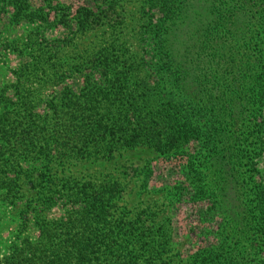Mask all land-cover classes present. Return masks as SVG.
<instances>
[{
    "label": "trees",
    "instance_id": "1",
    "mask_svg": "<svg viewBox=\"0 0 264 264\" xmlns=\"http://www.w3.org/2000/svg\"><path fill=\"white\" fill-rule=\"evenodd\" d=\"M157 1H160L162 16L155 26L151 58L148 53L144 57L157 69H148L143 80L127 59H120L122 56L115 45L106 52L97 53L87 63L79 61L61 71L58 52L50 47L57 40L46 38L42 42H46L48 50L21 64L16 70L19 74L17 83L13 85L16 89L42 76L45 82L57 86L52 98L44 103L43 111L35 110V102L28 99L31 95L14 99L5 86H0V191L7 198L20 199L22 196L23 186L17 168L24 161L31 166L42 162L45 170L54 163L67 165L84 159L110 160L117 152L140 145L169 149L177 140L175 134L182 132L192 133L198 143L206 142L210 150L217 142L223 143L222 133L212 131L216 128L215 122L190 127L189 118L183 119L180 115L182 100L198 102L192 112L201 117V102L206 100L203 80L210 68H219L221 61L229 67L240 64L231 56L230 50L218 51L217 43L208 37L219 31L221 19L231 24L235 20L233 30L236 34L232 39L239 45H246L248 51L254 49V53H249L250 67L257 71L264 69V44L261 45L264 40V0H211L204 11L190 0H182L177 6L174 0ZM9 2L15 10L14 18L44 12V9L33 12L27 0ZM171 2L173 5H169ZM48 4L51 9H63L64 16L65 5L59 7L50 0ZM105 16V11L95 12L79 6L74 15V32L92 29L101 24ZM65 19L60 18L58 23L68 25L69 21ZM43 20L49 21L48 18ZM67 70L70 74L82 75L85 85L80 91L70 81L63 80ZM261 75L255 79L257 84L253 89L257 99L264 96V91L257 90V87L264 89ZM147 78L148 83L145 82ZM149 80L157 85L149 87ZM155 96L159 101L154 99ZM153 102H158V109L149 111ZM237 104L244 108V103ZM242 147L241 143L235 152L229 151L232 154H224L218 162L222 164L226 158L229 162L231 158L242 164L244 158L240 154L246 152ZM44 170L40 174H44ZM197 182L191 181L192 189L198 185L197 188L203 190ZM39 183L41 197L35 202L38 208L33 209L38 218L40 212L51 208L59 199L66 204L65 214L61 218L35 222L38 224L36 237H25L14 244L7 259L10 264L176 263L168 257L171 228L165 223L158 227L146 225L147 219L142 217L146 211L139 213L137 219L115 218L119 183L106 179L100 184L77 181L73 185L66 181L59 187L50 175H43ZM251 190V210L245 213L244 227L240 222L243 232L232 236L236 244L244 238L247 247L251 248H235L223 239L219 244L208 242L194 247L187 255L186 264H264V257H258L264 249V182L252 181ZM207 212L206 224L213 218ZM208 231L201 228L199 234L208 236L212 233ZM253 248L254 252L251 251ZM254 254L256 257L252 258Z\"/></svg>",
    "mask_w": 264,
    "mask_h": 264
},
{
    "label": "rangeland",
    "instance_id": "2",
    "mask_svg": "<svg viewBox=\"0 0 264 264\" xmlns=\"http://www.w3.org/2000/svg\"><path fill=\"white\" fill-rule=\"evenodd\" d=\"M50 1L59 7H67L64 16L63 9H51L49 0H27L33 12L44 9L43 14L33 13L14 18L15 10L10 6L12 4L9 0L0 1V86H5L14 99L31 95L28 99L35 102V110L41 113L44 103L52 98L57 86L45 82L42 76L24 83L22 87H13L19 75L16 70L21 64L29 62L31 57L41 51L48 50L49 46L42 42V39L46 38L57 40L50 47L58 52V63L63 68L61 71L67 69L66 67L71 68L79 61L87 63L93 56H97V53L106 52L112 45L119 49V55L122 56L120 59H127L138 71L140 80L147 75L148 69H157L152 63L149 65L144 57L147 53L149 57L152 54L155 26L162 16L160 1ZM210 1L190 0V3L194 2L200 11H204ZM173 3L177 6L182 0H174ZM169 5H173L172 2ZM79 6L95 12L105 11L103 22L92 29L74 32V15ZM62 17L69 21L68 25L64 23L65 20L62 22L64 24L58 23ZM44 18L49 21L46 22ZM224 21L225 19H221L219 31L208 37L210 41L212 39L213 43H217L218 51L230 50L231 56L240 64L229 67L221 61L219 68H210L203 80V95L206 100L201 102V117L192 112V108L198 103L193 102L194 100H182L180 113L183 119L186 116L189 118V125L193 128L197 124L208 126L211 121L215 122L216 128L212 131L222 133L223 143L217 142L210 150L206 142L201 145L192 133L182 132L175 134L177 140L169 149L140 145L117 152L118 154L110 160L84 159L67 165L54 163L45 170L42 162L32 163L31 166L24 161L21 167L17 168L23 186L20 199L12 196L7 198L0 191V264H10L7 259L18 240L36 237L38 224L35 225V222L61 218L65 214L66 204L61 199L51 208L40 212L39 218L33 210L38 208L35 207V202L41 197L38 193L39 180L43 175H50L59 187L66 181H71L73 185L77 181L100 184L106 179L119 183L120 190L116 197L118 210L115 218L125 216L127 220L137 219L139 213L146 211L142 216L147 219L146 225L158 227L165 223L171 228V249L168 257L176 262L175 264H186L187 255L192 249L208 242L219 244L223 239L227 245L235 248L247 247L244 238L236 244L232 236L243 232L245 213L251 210L249 199H253L252 181L264 182V96L262 95L261 99L253 96L254 85L257 84L255 79L261 73L263 75L260 79L264 78V69L257 71L249 66V53H254V49L248 51L246 45H239L232 39V35L236 34L233 30L235 20L233 24ZM263 44L264 40L261 45ZM154 49L157 52L156 48ZM68 71L70 70L66 71L63 80L70 81L77 91L83 88L85 83L82 75L73 72L70 74ZM148 79H145L146 83ZM152 83L153 81L149 80L148 85L154 88L157 83ZM262 88L257 87V90L264 91ZM245 94H248V97ZM154 99L159 101L158 96ZM237 103H244V108ZM157 104L158 102H153L149 111H156ZM241 143L246 147H242L246 152L240 154L244 158L242 164L231 158L229 162L227 158L222 164L218 162L224 154L231 155L232 152L229 151L235 152ZM43 170L44 174H40ZM194 180H198L197 184H200L203 190L198 189V185L192 189L190 185ZM12 201L15 203H11ZM208 201L211 203L208 204ZM251 204L253 206L252 202ZM205 212L213 217L211 223L206 224ZM25 221H28L27 225L24 224ZM201 228L213 234L200 236ZM254 250L251 249L252 252ZM251 257H256V254ZM258 257H264V249L263 252L260 250Z\"/></svg>",
    "mask_w": 264,
    "mask_h": 264
}]
</instances>
